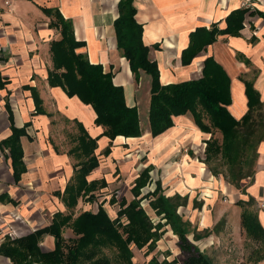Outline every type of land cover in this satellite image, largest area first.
<instances>
[{"label": "crops", "instance_id": "0c3cea01", "mask_svg": "<svg viewBox=\"0 0 264 264\" xmlns=\"http://www.w3.org/2000/svg\"><path fill=\"white\" fill-rule=\"evenodd\" d=\"M119 1L0 0V75L7 81L5 87L0 86V229H3V232L8 230L0 235V245L6 235L11 237L27 235L51 223L57 211L71 212L82 207L83 197L79 198L77 205L71 209L66 204L64 195L70 192L69 189L66 190L68 185H77L76 174L79 173L78 169L84 160L75 154L78 147L72 145L74 143L72 139L71 147H66L65 135L62 139L61 136L55 138L53 135V139L51 138L54 118L69 119L81 129L82 134L88 133V139L98 137L94 153L99 157L100 164L87 175L89 182L105 179L110 186L112 184L108 173L113 175L117 169L123 172L127 166L122 157L129 150L125 146L129 141L118 143L116 141L118 136L112 140L109 136L103 135L105 128L96 124L97 115L91 105L85 104L78 96L70 97L61 86H52L49 83V71L54 66L51 42L60 39L61 33L51 25L52 17L44 12L43 7L58 8L65 18L73 20L76 38L86 42L78 51L86 53L91 62L101 63L105 71L113 72L115 83L124 87L128 105L138 107L143 129L146 122L141 118V100L145 102L150 125L151 80L149 82L141 79V75L137 80L129 61L118 48L114 22L120 15ZM107 2L115 6V15L107 11ZM134 5L137 9L136 18L144 28V41L151 46L150 57L158 62L162 83L180 82L181 79L178 78L185 76H189V79L195 78L198 74L192 73L189 68L196 60L201 61L202 72L205 59L213 56L231 78V103L227 105V109L236 119H242L249 111L248 83L253 85L260 97L261 104L254 111L264 105V0H134ZM239 9H244L245 12L243 27L238 34L218 33L216 40L205 46L190 64L182 63V52L190 45V33L202 27L208 30L213 28L223 30L228 26L227 17ZM181 40L184 41V45L179 48V55H173L174 52H170L172 47L169 45L178 44ZM154 44H159V48H155ZM122 58L128 63L131 74L129 78H125L128 84L116 81L117 76L124 71V68L118 65V59ZM162 67L168 70L172 80L163 81ZM144 74L149 75L145 72ZM142 82H145L146 89L140 94ZM8 95L15 99L9 101ZM37 99L42 112H37ZM10 111L13 119L10 117ZM184 116L187 115H181ZM187 117L190 118V115ZM176 118L175 125L157 138L178 126ZM13 121L19 128L29 123L26 127L28 135L21 137L27 171L18 182L13 175L10 149L1 146V142L12 134ZM186 128L185 132L189 129ZM182 133L183 130L180 131V135ZM179 141L180 139L174 141L168 135L166 146L175 144L170 148L171 151H177ZM111 142L113 144L111 153L105 155L104 151ZM257 146L258 156L251 174L242 178L240 188L234 186L235 190L229 192L226 184L225 187L218 185L222 187V191L238 195L241 198L238 202L242 204L243 211L248 209L253 212L264 228V208L260 206L264 200V138L257 142ZM102 155L105 156L106 168H103L106 163L103 165ZM133 176L136 179L139 174ZM179 176L186 178L183 173ZM184 181H187V178ZM218 181L225 183L224 180ZM95 195L94 201L98 199L96 193ZM215 195L213 199L207 198L213 200L208 202L212 203L219 197ZM252 205L256 206V210L250 208ZM91 211L97 212L98 208ZM75 213V216L79 214ZM217 220H211L209 217L208 222L203 224L202 217L201 230H197L203 235L206 234L198 240L200 246H197L210 257L205 250L212 248L217 242H222L223 237L227 239L228 235L240 236L241 228L245 230L246 237L256 241L248 235L243 225V217L240 222L236 220L229 223L228 228L221 234H218L219 232L211 234L212 229L210 231L209 227L214 226ZM63 235L68 239L75 237L71 227L64 228ZM47 236L52 237V240L46 236L42 239L40 244L43 251L54 249L53 236ZM260 248L264 249L261 244ZM0 264H11V260L0 254ZM254 264H264V258Z\"/></svg>", "mask_w": 264, "mask_h": 264}, {"label": "trees", "instance_id": "16d2710c", "mask_svg": "<svg viewBox=\"0 0 264 264\" xmlns=\"http://www.w3.org/2000/svg\"><path fill=\"white\" fill-rule=\"evenodd\" d=\"M42 9L52 17L51 25L61 33L60 39L51 42L54 66L49 71V83L52 86H61L70 97L78 96L85 104L91 105L97 115L96 124L105 128L103 135L109 136L112 140L119 135L141 136L143 128L138 107L128 105L124 87L115 83L113 72L105 71L101 63L91 62L86 53L78 51L86 45V42L76 38L73 20L65 18L58 8L43 7ZM119 12L120 15L114 22L118 48L129 61L137 80L142 71L152 78L149 109L152 136H159L174 126L176 117L191 113L196 125L202 131L212 134L206 141V154L209 159L213 152L221 153L235 172L242 160V155L251 147L256 153L252 161L254 165L258 156V146L257 143L249 144L248 140L254 134L251 124L253 111L261 102L259 93L253 85L247 84L249 111L238 120L227 109V105L231 103V78L213 56L205 59L200 77L168 84L162 83L158 62L150 57L151 46L145 43L143 25L136 18L137 9L134 0H120ZM244 12V9L233 11L227 17L228 26L223 30L218 28L208 30L202 27L190 33V45L182 52V63L190 64L205 46L216 40L218 33L238 34L243 27ZM153 46L159 48V44ZM6 83L7 81L0 75V86L5 87ZM39 103L37 99V112H42ZM203 111L209 117L211 125L204 122ZM10 113L13 119L12 112ZM28 125L29 123L19 128L13 121L12 134L1 142L2 147L10 149L13 175L17 182L27 171L21 137L28 135L26 130ZM247 125L248 131L244 132L242 127ZM213 127L223 134V141L220 144L213 138ZM87 134L84 133L81 138V145L85 146L83 152L88 157L82 161L78 169L80 179L77 180L76 186L68 185L66 190L69 189L70 192L64 195V200L71 209L77 205L81 197L94 201L96 199L94 191L108 186L105 179L90 182L87 180V175L100 164L99 157L94 153L98 137L88 139ZM262 138L264 136L260 139ZM88 143L93 144V149L90 151L87 149ZM112 145L111 142L104 151L105 155L111 153ZM150 170V167L145 168L135 179L131 189L134 199H122L115 218L109 214L103 203L99 204L97 212L85 210L76 216L74 211L68 213L57 211L51 223L27 235L19 237L6 235L0 245V254L9 257L11 264H113L105 248L116 246L126 264H135L132 246L139 249L147 247V253L152 252L157 247L158 240L166 232V226L169 225L179 238L181 251L186 254L183 264H215L207 253L201 251L189 239L190 233L194 234L195 240L201 239L206 234L199 233L179 211L180 207L187 205V196L179 193L167 195L159 181L154 191L142 195V189L151 178ZM237 171H241L239 175L236 174L239 178L251 174L252 169L249 168L246 172L240 169ZM144 198L148 199L152 210L161 216L158 223L153 221L142 205ZM115 201L113 197L110 202ZM242 217L248 235L264 248V228L256 215L245 209ZM67 227H71L75 237L70 239L64 237V228ZM46 235L54 238L53 250L43 251L41 248L40 243ZM178 262L176 258L171 261L166 258L160 261L154 256L148 264H177Z\"/></svg>", "mask_w": 264, "mask_h": 264}, {"label": "rangeland", "instance_id": "374dc122", "mask_svg": "<svg viewBox=\"0 0 264 264\" xmlns=\"http://www.w3.org/2000/svg\"><path fill=\"white\" fill-rule=\"evenodd\" d=\"M122 52V50H121ZM202 75V72L196 75V77H200ZM195 77V78H196ZM146 79L150 82L151 76L145 75L144 72H141V79ZM189 76L181 77L178 79L185 80L189 79ZM193 79V78H192ZM179 80V81H181ZM134 86L137 87V85L134 83ZM8 99H15V97H10L8 95ZM21 98V97H20ZM12 103V102H10ZM204 114V122L211 125L209 117L206 115V113L203 111ZM187 116L190 115V118L193 120L194 124L195 120L191 113L186 114ZM181 117V116H180ZM179 117L176 118V120ZM251 124L254 128V134L250 136L249 138V144H256L259 139L264 136V105L260 107L258 110L254 111L253 113V119L251 121ZM249 125V124H248ZM248 125L243 126V131H248ZM197 127V125H196ZM187 129V128H186ZM199 129V128H198ZM188 131L190 130L187 129ZM200 130V129H199ZM213 130V138L216 139V142L218 144L222 143L223 141V134L220 130L217 128H212ZM201 131V130H200ZM55 138H58L61 136V139L66 136L65 143L67 142L66 147H71V139L73 140V144H75V147H79L77 150H75L76 155H80L81 160L87 159L88 156L85 155L83 152L84 145L81 144V138L83 136L81 129L74 125L69 119H53V125L51 129V138L53 139V136ZM212 134H208L207 132H203L200 141L202 143L203 151L196 155L193 143L191 140L186 141L185 143L179 141L178 150L171 151V146L173 145H167L166 147H163L161 151H154V145L157 141L156 137H151L148 141L145 142V140L142 138L143 135H141L138 138V143L135 147H132V143H127L126 148H129L128 151L125 152L123 155V160L126 162L127 166L125 171L121 172L120 169H117L115 173H112L113 175L109 174V181L112 185H108L107 187H104L103 189H97V200L96 201H89L85 198H83L84 202L82 204V207L79 210H75V212L79 213L83 210H96L99 207L100 202H104V207L107 209L109 214L115 218L117 216V211L120 208L119 202L122 199H128L132 200L134 199V195L131 192L132 187L134 186L135 177L133 175L139 174L145 169L150 167V181L148 184L142 189V195H146L150 191H154L156 189V183L159 181L162 184V189L167 195H174L179 193L182 196H187L188 201L187 205L180 207L179 211L183 214L184 219L189 220L193 227H196V229L199 231L200 229V220L203 217V212L207 210L206 212L209 214V217L211 220L216 221L217 219H221L218 222H215V225L212 227H209L210 231L212 229V233H218L221 234L222 231L226 230L228 228L229 223H233L236 220L240 222L242 220V212H243V206L238 201L241 200L239 196H235L231 193H227L221 190V186L218 185H211V191L215 192L219 197L214 202H208L207 198L210 196L206 195L205 189L207 188L205 183H214V181L211 179L212 177L217 178L218 180H224L225 184L227 185L228 191L231 192L232 189L235 190L234 186H238L240 188V181L242 180V176L239 178L236 177V174L239 175L241 171H237L238 169L242 170L243 172H246L249 168H253V162L255 158V149L251 148L248 152L243 154L242 160L240 161V164L237 166V170L234 172L232 169V165L227 162V160L222 156L221 153L213 152L210 155V159L208 158L206 154V148L207 144L206 141H208L211 138ZM70 143V144H69ZM177 145V144H176ZM88 151L93 149V144L88 143ZM104 155L101 156V159H104ZM185 157H191L192 159L198 158L200 162L202 161L205 164L206 167V175L203 177H198L196 173H193L194 177L199 180V183L196 184V186L192 187L191 191L185 194H182L179 190H174L173 185L176 184L180 179L185 180L186 178L184 176H178V179L175 178H169L172 181L169 183V179L166 174V166L173 165L176 163H182ZM208 158V159H207ZM206 160H209L206 162ZM109 161V160H107ZM252 162V163H251ZM105 159L103 161V165L105 164ZM113 165V164H111ZM107 163L104 165L103 168H106ZM102 168V169H103ZM174 170V169H173ZM176 171H173V175ZM133 173V174H132ZM176 174V173H175ZM80 174H76L77 178L80 179ZM226 188V189H227ZM238 190V189H237ZM103 193V194H102ZM66 196V195H65ZM115 198V202H111L112 198ZM105 200V201H103ZM142 205L146 208L148 213L151 215L153 221L155 223H158L161 216L157 215L149 206L148 199L144 198L142 200ZM252 210H256V206L252 205L250 206ZM68 213V212H66ZM76 214V213H75ZM124 220H126L124 218ZM165 219L163 220V222ZM198 221V222H197ZM12 223V222H11ZM10 223V224H11ZM12 225V224H11ZM166 232L163 234L162 238L158 240L157 247L150 253H147V247L143 249H139L136 246H132L134 257L133 261L135 264H148L151 258L154 256L157 257L160 261L164 260L165 258L168 260L178 259L177 264H183L186 260V254L183 253L179 246V238L177 235H175L170 229V226H166ZM8 232V230L4 231ZM3 229H0V235L3 233ZM204 233V232H203ZM190 240L195 245L200 246L199 241L195 240L193 237V233H190L189 235ZM47 239L52 240V237L47 236ZM220 238V235L217 236ZM223 237L222 242H217V244L213 245L212 248H209L207 251L211 257L213 258V261L215 264H254L256 261L260 260L264 257V249L260 248V244L256 241L250 239L249 237H246V232L243 228H241V234L238 237H234L233 235H228ZM106 253L111 257L113 260V264H126L124 259L121 257L119 250L116 246H108L105 248Z\"/></svg>", "mask_w": 264, "mask_h": 264}, {"label": "bare ground", "instance_id": "6f19581e", "mask_svg": "<svg viewBox=\"0 0 264 264\" xmlns=\"http://www.w3.org/2000/svg\"><path fill=\"white\" fill-rule=\"evenodd\" d=\"M107 6V11L114 14L115 15V6L114 5H110L108 2L106 3ZM112 45L113 41H112ZM184 45V41L181 40L178 44H170L169 46L172 47V49L170 50V52H174L173 55H179V48H181ZM118 65L122 66L124 68V71L121 72L120 75L117 76L116 81L118 82L123 81L125 84H128V81L125 78H129L130 77V70L128 67V63L122 58V59H118ZM201 68H202V63L201 61H197L189 68L190 71L192 73H201ZM162 79L163 81H170L172 80L171 76L169 75L168 70L165 67H162ZM146 89V84L145 82H142V87L139 90V93L142 94V92H144ZM16 104V101H15ZM141 118L142 121L146 122V125L143 129L144 133H143V139L146 141H148L149 139H151V134H150V125L148 124V111L147 108H145V102L141 100ZM184 121H183V120ZM177 125L173 127L172 129H170L167 133L163 134L162 136H160L159 138H157V141L154 145V151H161V149L163 147L166 146V139L167 136L170 135L172 137V139H174V141H178L180 139L181 142L185 143L188 140H191V142L193 143V148L195 151L196 155H199L202 151H203V146L202 143L200 141V137L202 135L203 132H201L196 125L194 124V122L187 116L184 117H180L177 119ZM190 128L189 131L185 132V128ZM183 130L182 135H180V131ZM116 141L118 143H122L123 141H129L130 143H132V147H135L137 145L138 138L136 137H125L124 135H120L117 137ZM173 165H168L166 166V174L168 179L169 178H175L178 179V176L180 174H185L187 181L184 180H180L178 181L176 184L173 185V189L174 190H179L181 193L185 194L187 192L191 191V186L195 185L196 183L199 182L198 179H195L193 176L192 172H196L198 174V177H204L207 173L206 171V167L205 164L198 158L196 159H192L191 157H185L182 163H176L174 164V167H172ZM174 169V170H173ZM173 171H176L173 175ZM214 183H205L206 185V195L210 196L209 198L213 199L216 197V195L211 191V185H218L221 184L222 186H226L225 183H222L218 180H216L214 177L211 178ZM172 181V179H169V183ZM211 199H207L208 201H213ZM207 210H205V212L203 213V224H205L206 222H208L209 220V216L208 213L206 212Z\"/></svg>", "mask_w": 264, "mask_h": 264}, {"label": "built area", "instance_id": "2783aa9c", "mask_svg": "<svg viewBox=\"0 0 264 264\" xmlns=\"http://www.w3.org/2000/svg\"><path fill=\"white\" fill-rule=\"evenodd\" d=\"M260 206L264 208V200L260 203Z\"/></svg>", "mask_w": 264, "mask_h": 264}]
</instances>
